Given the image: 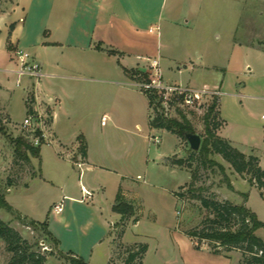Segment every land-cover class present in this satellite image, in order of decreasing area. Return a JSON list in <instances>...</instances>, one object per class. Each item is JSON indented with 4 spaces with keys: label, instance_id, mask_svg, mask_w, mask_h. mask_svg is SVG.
Returning a JSON list of instances; mask_svg holds the SVG:
<instances>
[{
    "label": "rangeland",
    "instance_id": "1",
    "mask_svg": "<svg viewBox=\"0 0 264 264\" xmlns=\"http://www.w3.org/2000/svg\"><path fill=\"white\" fill-rule=\"evenodd\" d=\"M205 1L207 7L203 4L201 6L202 10H205L208 23L207 21L204 24L197 23L198 28H195L192 35L193 40L199 42V46L202 45L197 48L198 51L204 55L208 54L210 61L220 62V65L225 64L230 67L227 77H224L225 86L222 90L226 96L221 98L225 112L228 114L223 136H227L228 133L233 134L235 140L239 142L237 144L240 150L253 149L252 154L261 159L264 169V120L261 118L264 114V0ZM1 2L2 0L0 4ZM5 2L9 5L5 6ZM12 4V0H4L0 5V12ZM235 29H237L236 32ZM164 32L161 31L164 34L162 51L169 54V48L166 46H169L171 42ZM235 43L253 50L234 46ZM20 48L30 53L29 48ZM2 75L0 72V77ZM212 77L207 80L217 82V79L214 80L217 77ZM188 78L189 74L183 76L184 81ZM130 81L133 83L132 79ZM114 82L122 81L118 78ZM54 84L56 85L54 90L62 93L63 81H57ZM10 86L11 90L16 91L11 102L9 103L8 98H3L0 103L4 106L10 104L13 121L22 124L26 116L23 102L19 98V94L22 95L21 88L17 89L16 84ZM102 87L104 86L98 83H88L82 86L81 92H85L84 96H79L75 101L63 96L62 93L61 112L73 110L71 121L75 125L74 130L85 132L95 152L100 155L105 154L104 160L99 156L97 166L117 172L130 171L129 175L131 174L134 178L137 173L142 175L146 173L147 184L142 187L136 186V183L133 184L134 188L136 187L135 195L142 199L143 213L137 215L135 213L125 224L122 241L126 244L142 241L147 246L143 264H209L205 257L190 252L184 237L196 250H204L217 256L230 258L233 259L234 264H239L243 259L240 249H225L214 242L192 239L187 235V232L191 230L206 228L204 221L213 218V214L202 208L199 201L186 199L182 202L175 198V194L182 186L190 183L191 170L197 171L198 181L195 185L197 189H200L203 197L219 202L226 201L235 205H244L257 216L259 221L264 223V190L259 191L251 186L247 178L236 174L220 156L209 155V160L222 166L225 176L233 187L230 189L218 167L204 168L196 159L189 161L193 150L189 146H181L178 137L166 130L152 128L146 131L144 129L140 132L141 138L131 144L125 143L127 135H138L139 133L127 128L129 127L127 125L129 116L123 108L122 111L119 109L121 112L114 113L110 111L108 102L98 104V100L104 98L103 95H105V88ZM135 90L140 92L136 87ZM113 96L116 95H107L106 99L115 103L116 97L111 99ZM143 97L147 100L145 95ZM150 114L148 104L149 117ZM172 114L175 116V113ZM105 115L109 120L105 122L106 126H102V117ZM188 118L197 135H202L204 132L203 113L195 111L194 115H188ZM2 127L0 197H3L11 206L12 212L0 208V220L20 235L21 239L30 246V252L45 255L46 262L54 257L47 264H59L57 261L64 258L55 254V247L48 238L43 224L56 241V250H59L62 255L72 254L88 264H90L89 256L93 255L96 264H106L98 260L97 254L102 251L101 249L108 251L114 247L112 262L109 264H124L127 257L124 246L118 248L121 244L120 239L111 242L115 233L97 220L91 201H84L82 202L84 205L74 206V209L68 211L67 216L53 213L52 199L61 197L60 201H63L64 195L60 185L52 186L47 182V179L56 173L53 160L56 155L55 147L42 146L41 159L32 158L34 166L32 167L30 162H24L14 152L15 140L22 135L21 128L8 127L4 122ZM150 136H158L160 143H153L149 139ZM19 151L24 154V147H20ZM139 152L147 159H145V166L142 170L137 166L129 170L121 162H115L110 154H118L116 156L122 157L127 153L133 155ZM192 155L197 157L196 154ZM174 159L186 160L187 164L179 169L172 166ZM76 169L73 170L72 185L74 196L79 201L82 200V194L77 183L79 170ZM112 178L111 174L105 173L96 179V182L107 188L104 199H108V204L115 202L114 199L117 196L114 192L111 193ZM26 183H28V189L25 190ZM16 187L19 188L15 189ZM8 189L11 193H7ZM242 195H246L245 201ZM119 226L115 224L116 229H119ZM234 227L233 229H236L238 225ZM99 237L104 242L103 246L101 248L92 247ZM258 237L264 240V230L258 231ZM112 243L114 245H111ZM51 251L54 254L49 255ZM11 257L12 253L7 250L5 241L0 238V264H9ZM64 262L66 264L65 259ZM137 263L138 261L135 262Z\"/></svg>",
    "mask_w": 264,
    "mask_h": 264
},
{
    "label": "crops",
    "instance_id": "2",
    "mask_svg": "<svg viewBox=\"0 0 264 264\" xmlns=\"http://www.w3.org/2000/svg\"><path fill=\"white\" fill-rule=\"evenodd\" d=\"M3 2L4 0L1 4ZM205 2V0H12L13 4L0 12V72L3 74L0 77V101L8 98L9 103L11 102L16 91L11 90L10 85L16 84L17 89L21 88L22 95L19 94V98L23 102L25 116L30 103L32 106L39 104L52 116V130L59 144L75 145L81 140L80 142L85 145L86 167L82 176L79 171L77 183L80 191L84 187L92 196L86 199L81 191L82 200L78 201L75 198L72 174L76 167L62 159L56 150L53 159L56 173L49 177L47 182L52 186L60 185L64 195L63 201H60L61 197L52 199L53 213L67 216L74 206H81L84 205L82 202L91 201L97 220L115 233L111 242L119 240L118 232L124 229L130 218L121 226V215L113 211L116 198L115 202L109 204L108 199H104L107 188L96 182V179L105 173L113 176L111 193L114 192L115 196L120 193L125 202L134 206L135 215L143 213L142 199L135 195L136 187L134 188L133 184L136 183V186L140 187L147 184L146 173L144 172V175L137 173L134 178L129 175L130 171L117 172L97 166L99 156L103 159L105 154L100 155L95 152L85 132L74 130L75 125L71 121L73 110L61 112L63 106L61 94L75 101L79 96H84L85 92H81L82 86L88 83L104 86L102 88H105V95L98 100V104L108 102L110 111L118 113L119 109L122 111L123 108L128 114L127 128L139 133L126 136L125 143L131 144L141 138V131L152 129L149 125L148 99L145 100L144 95L136 91L135 86L130 83L134 76L146 75L150 60L159 61L167 83L192 87L212 84L220 86L223 90L224 77H227L230 67L210 61L208 54L204 55L197 50L202 45L199 46V42L193 40L192 34L199 25L197 23L204 24L206 21L208 23L205 10H202L201 6L203 4L207 7ZM7 4L9 5L7 2L4 3L5 6ZM161 31H165V36L171 42L166 46L169 48V54L162 51L164 34ZM236 45L253 50L244 45L235 43L234 46ZM20 47L30 49V62L37 65L43 74L37 83L32 78L19 77L15 73L18 61L14 58L13 52L21 49ZM111 51L115 53L112 54ZM185 74H189L186 81L183 80ZM212 76L217 77L214 79H217V82L207 80L212 79ZM118 78L122 82H114ZM61 80L64 89L62 93H57L54 90L56 86L54 83ZM112 94L116 95L111 98L116 97L115 103L106 99L107 95L112 96ZM221 98L218 111L220 118L225 121L228 114L225 112ZM0 115L8 127L21 128V133L25 132L20 123L13 121L10 104L4 106L0 103ZM124 131L128 130L124 129ZM224 131L223 127L219 132L222 138L230 141L240 152L253 155V149L240 150L237 144L239 142L235 140L233 134L228 133L227 136H223ZM188 143L191 148L189 141ZM110 154L115 162H121L129 170L134 166L142 170L145 166L146 158L140 152L133 155L127 153L122 157L116 156L118 154ZM38 159H41V149ZM29 162L34 167L32 157ZM259 162L263 168L260 158ZM31 178L33 179V176ZM28 183L25 190L28 189ZM17 188L19 187L15 189ZM7 193H11V190L8 189ZM60 202H63V210L57 213L54 207ZM115 224L120 225L119 229H116ZM123 235L124 232L120 242L124 247L143 244L142 241L126 244L122 241ZM256 235L258 236V231ZM50 241L53 245V240ZM184 241L188 242L186 244L192 254L205 257L209 264H234L233 259L196 250L186 237ZM103 243L102 238L99 237L92 247L101 248ZM101 250L97 254L98 260L106 264L112 262L114 247L108 251ZM58 253L61 254L55 248V254ZM51 259L54 257L49 258L46 264ZM88 261L90 264H96L93 255L89 256ZM57 262L65 264L64 259Z\"/></svg>",
    "mask_w": 264,
    "mask_h": 264
},
{
    "label": "trees",
    "instance_id": "3",
    "mask_svg": "<svg viewBox=\"0 0 264 264\" xmlns=\"http://www.w3.org/2000/svg\"><path fill=\"white\" fill-rule=\"evenodd\" d=\"M110 53L114 54L115 52L111 51ZM219 101V99H213L210 105L205 109L203 113L204 132L202 135H198L201 139V144L199 149L192 153L196 154L197 157L191 154L188 160L192 161L196 159L204 168L213 166L218 167L228 187L233 189L231 183L225 176L222 166L208 159L211 154L218 155L232 167L236 174L240 175L242 178H247L251 186L256 187L259 191H263L264 169L260 166L259 158L254 155H246L240 152L230 141L219 135L220 130L225 125V121L219 116ZM148 104L150 105L149 102ZM29 112L30 111H28L27 114H29ZM194 112L195 111L176 109L173 112L175 116L172 114L169 117H165L159 112H156L155 118L149 122V125L153 129H163L176 135L181 146H188V138L197 135L192 122L188 118V115H194ZM2 123L3 118L0 115V136L3 134ZM26 136H28V134H26L25 131L15 140L16 147L14 152L18 158L28 163L31 157L39 158L41 147L32 146ZM80 143V150L85 156V145L83 142ZM20 147H24V154H21L19 151ZM171 164L179 168L186 166L187 161L183 159H174ZM188 168L190 167L188 166ZM190 175V183L182 186L175 196L182 202L186 199L199 201L202 208L212 212L213 218H208L204 221L206 228L191 230L187 232V235L192 239L196 238L201 241L207 240L214 242L219 247L225 249H240L243 259L239 264H264V240L256 235L257 231L261 229L264 230V223L259 221L257 216L244 205H235L226 201L219 202L212 198L203 197L200 194V189H197L195 185L198 181V172L191 170ZM242 196L245 201L246 195ZM0 208L12 212L11 206L3 197H0ZM113 211L121 215V226H123L125 220H128L135 214L134 206L125 202L120 193L116 196ZM237 225L238 227L233 229V227ZM43 227L46 230L47 236L50 237L45 224H43ZM122 234L123 229L118 232L117 238L120 239ZM0 238L5 241L7 250L12 253L9 264H45L47 257L36 252H30V246L21 239L20 235L13 228L1 220ZM50 239L53 240V245L56 248V241L51 237ZM121 247H123V245L119 244L118 248ZM124 249L127 253L124 264H135L137 261V264H142L143 258L147 252V246L145 244H135L130 247H124ZM52 254L54 253L52 252L49 255ZM58 255L66 260V264H88L72 254L62 255L58 253Z\"/></svg>",
    "mask_w": 264,
    "mask_h": 264
},
{
    "label": "built area",
    "instance_id": "4",
    "mask_svg": "<svg viewBox=\"0 0 264 264\" xmlns=\"http://www.w3.org/2000/svg\"><path fill=\"white\" fill-rule=\"evenodd\" d=\"M13 55L18 61V68L15 73L19 77L26 76L32 78L37 83L43 74L37 65L30 62L29 52L16 49ZM132 81V84L147 97L150 103V121L155 118L156 112L169 117L176 109L204 113L213 99H220L224 96V92L218 85L202 84L198 87H192L167 83L164 80L157 59L150 60L146 75H136L132 78ZM28 111L30 112L24 118L21 126L26 131V134H28L26 138L29 139L31 145L34 147H42L44 145L54 146L58 155L76 167L82 176L83 169L86 167V160L80 150L81 143L77 142L70 147L59 144L52 130V116L48 113L47 109L39 104L32 106L30 103ZM261 118L264 120V114ZM106 121L107 117L103 116L102 125ZM150 140L155 144H159L161 141L158 136H151ZM81 191L86 198L92 196L91 192L84 187L81 188ZM54 210L57 213L62 212V202L58 203L54 207Z\"/></svg>",
    "mask_w": 264,
    "mask_h": 264
},
{
    "label": "water",
    "instance_id": "5",
    "mask_svg": "<svg viewBox=\"0 0 264 264\" xmlns=\"http://www.w3.org/2000/svg\"><path fill=\"white\" fill-rule=\"evenodd\" d=\"M188 141L190 142L191 148L194 151H197L199 149L200 144H201V139L198 135L190 136L188 138Z\"/></svg>",
    "mask_w": 264,
    "mask_h": 264
}]
</instances>
